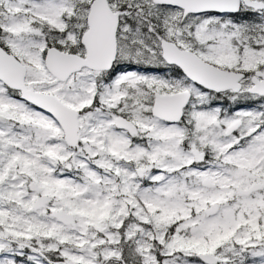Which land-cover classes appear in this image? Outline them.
<instances>
[{
    "label": "snow or ice",
    "instance_id": "1",
    "mask_svg": "<svg viewBox=\"0 0 264 264\" xmlns=\"http://www.w3.org/2000/svg\"><path fill=\"white\" fill-rule=\"evenodd\" d=\"M0 264H264V0H0Z\"/></svg>",
    "mask_w": 264,
    "mask_h": 264
}]
</instances>
